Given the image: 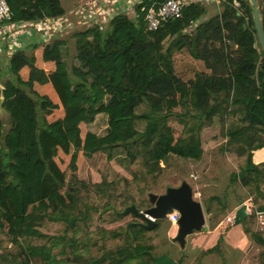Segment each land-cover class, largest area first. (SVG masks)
<instances>
[{
    "label": "trees",
    "instance_id": "obj_1",
    "mask_svg": "<svg viewBox=\"0 0 264 264\" xmlns=\"http://www.w3.org/2000/svg\"><path fill=\"white\" fill-rule=\"evenodd\" d=\"M165 1L139 0L132 17L112 14L105 32L94 23L76 33V64L70 68L64 39L43 47V61L53 64L48 72L34 65L32 50L42 40L30 42L25 31L12 50L10 40L0 43L1 106L9 120L6 128L0 115V264H157L164 219L145 229L137 218L121 223L127 215L118 213L130 204L139 210L151 206L147 196L164 170L161 161L168 163L171 155L199 160L201 133L216 118L226 139L220 151L236 168L231 183L239 182L253 207L264 211V162L254 163L251 154L264 147V52L251 4L219 0L221 12L188 32L207 12L202 2L193 1L180 17L146 30V9ZM256 1L264 30V0ZM6 2L16 24L65 13L60 0ZM166 38L171 42L164 51ZM182 48L210 72L178 77L170 55ZM25 66L27 79L20 73ZM46 83L63 109L62 117L48 122L45 116L59 104L34 88ZM142 106L145 110L138 112ZM97 114L107 117L105 133L82 137L80 125ZM171 121L181 126L179 133ZM138 122H144L142 128ZM71 147L72 170L78 151L87 157L106 153L107 173L100 182H86L75 173L66 178L56 157L69 154ZM113 159L128 176L114 171ZM91 186L95 196L88 194ZM209 207L207 223L213 228L224 212ZM105 214L114 227L94 224L93 215ZM242 228L258 247L257 264H264V228H256L251 214ZM187 262L180 254L177 263ZM190 264H199V256Z\"/></svg>",
    "mask_w": 264,
    "mask_h": 264
},
{
    "label": "rangeland",
    "instance_id": "obj_2",
    "mask_svg": "<svg viewBox=\"0 0 264 264\" xmlns=\"http://www.w3.org/2000/svg\"><path fill=\"white\" fill-rule=\"evenodd\" d=\"M63 5L70 9L72 12L73 10H81V4H83L87 0H61ZM113 9H110L108 13H104L100 16V29L102 32H105L109 28V19L110 12L112 10H116V12H126L125 14L129 17H132L135 12L134 4L138 3V0H114ZM66 2V4H65ZM218 4H220L218 2ZM210 6H214L212 4H207L206 7L209 8ZM73 7V8H72ZM67 9V10H68ZM104 16V17H103ZM76 16L72 17L75 21ZM86 26L83 23H77L72 28L66 29L60 36L54 37L49 39L46 43L49 44L54 40L64 39L67 54L64 57V60L70 68L73 64H76L75 55H76V33L81 32L85 29ZM2 37V35L0 34ZM41 36V35H40ZM26 38V37H25ZM5 42V41H4ZM171 42L170 38H167L163 41L164 51L167 49ZM0 43L3 44V41L0 39ZM39 44L36 48L32 50V54L35 56L34 65L40 66L44 61L42 59V50L44 46ZM170 59L175 69V73L181 79H186L188 74L185 73V64L188 63V56L187 52L184 48L176 49L171 52ZM29 72V67L25 66L20 70L23 79H27ZM47 72V71H46ZM1 84V83H0ZM2 85V84H1ZM40 86L38 89H35L40 94H45L49 97V99L55 103L59 104L57 95L51 85L47 84H36ZM145 110V107H140L138 112H142ZM62 108L59 104L56 108H54L50 115L45 116V120L51 121L54 119L59 118L62 114ZM38 114H41L38 111ZM3 118L4 125L6 128L9 127L8 123L9 120L3 114H0ZM144 122H138V128H142ZM174 129L175 133H179L181 130V126L176 123L175 121H171L170 123ZM107 127V117L103 114H97L94 120L90 123H82L80 125V131L82 137L85 135L86 132H93L95 134H103L105 133ZM222 125L219 118L214 119L213 124L202 131L201 133V145H202V157L197 160L196 162L192 161L191 159H182L177 156L171 155L170 161L168 163L160 162V165L164 167L163 172L157 179L156 186L149 192L161 193L165 190L168 185H179L181 180L186 179L190 184L196 185L201 184L203 182H207L208 184L205 187H202L201 191L197 194V199L203 201L205 207L207 204L211 206L210 208L220 210V208L226 207L227 211L232 207L230 204L234 197L239 196V198L248 196L247 191L243 189L239 182L231 183V172L235 171L236 168L230 161L227 153H221L220 146L225 144L226 139L221 135ZM73 147L70 149L69 154L60 153L56 157V161L59 163L60 167L65 170L66 178L69 179L73 173L76 176L86 182H100L102 177L107 173V166L108 160L106 158V153H96L91 157H87L83 154L80 150L77 153L76 159V170H72L69 166L71 153L73 152ZM206 153V156H205ZM258 156V153H255L253 159ZM205 158L206 162L203 160ZM206 164H205V163ZM113 166L114 171L118 173H123L126 176L127 173L125 172L122 165L118 163L116 159L110 161ZM198 176V179H197ZM204 184V183H203ZM196 187L197 190V186ZM200 189V188H199ZM83 192V191H82ZM88 194L90 196H95V189L91 186L88 190ZM244 195V196H243ZM252 202V200H251ZM230 204V205H229ZM205 209V208H204ZM94 224L99 226H105V228H112L116 224L108 222L109 217L108 214L103 215L102 217L99 215H93ZM135 217L132 215H127L125 219L121 222L133 221ZM160 229V228H159ZM158 229V234H159ZM250 261L248 264H257L258 263V247L256 244L253 243V247H251L250 251Z\"/></svg>",
    "mask_w": 264,
    "mask_h": 264
},
{
    "label": "crops",
    "instance_id": "obj_3",
    "mask_svg": "<svg viewBox=\"0 0 264 264\" xmlns=\"http://www.w3.org/2000/svg\"><path fill=\"white\" fill-rule=\"evenodd\" d=\"M64 1V0H63ZM139 2V0H138ZM205 6L207 4L214 3V6H210L207 8L206 14L200 18L199 21L196 23H192L188 28V32H193L196 28L197 24L199 22H203L210 17L214 16L215 14H218L221 12L222 7L220 4H218L219 0H204L201 1ZM60 3L62 7L65 9V13L62 16L55 17V18H48L45 22L53 21L52 23H55L54 21H58L59 19H67L68 23L66 24V28L63 30H43L45 33L43 35L39 33H33L31 36V30L26 31L25 33H29V41H40L38 44H42L41 46L46 45L47 41L49 39H52L54 37L60 36L63 32L66 31V29L72 28L74 25H76V22H78V18L76 16V20L74 21L72 17L75 14V10L72 12L70 9L63 5L62 1L60 0ZM73 8V7H72ZM68 9V10H67ZM34 23H39L35 21ZM41 35V36H40ZM167 39V38H166ZM186 50V49H185ZM4 50H2V46L0 45V53H2ZM187 56H188V63L185 64V73L188 74L186 79H191L195 76L198 72H210V69L206 68V65L204 61L198 60L193 58L188 50H186ZM53 64L51 62H43L40 66L45 71H49L52 69ZM49 83H46L47 85ZM50 85V84H49ZM40 86L36 85L34 86L35 89H38ZM39 91V90H37ZM62 108V107H61ZM61 112V111H60ZM61 116H63V109L61 112ZM59 117V118H60ZM255 153H258V156L253 159V156ZM252 161L254 163L264 162V147H260L257 149H254L252 151ZM206 156V153H205ZM203 160L206 162L205 158L203 157ZM204 162V163H205ZM206 164V163H205ZM198 179V176H197ZM204 183V184H203ZM201 184L192 185L193 192L195 198L197 197V194L199 191H201L202 187H205L208 183L205 181ZM170 186V185H169ZM173 186V185H172ZM197 186V190L196 187ZM200 188V189H199ZM244 196V195H243ZM242 198V202H240V199ZM239 198V196L234 197L231 201L232 207L227 211L226 207L217 209L216 211L209 205L210 211L213 212H224V215L218 220V222L215 224L213 228H210L207 223V213L204 208H206L202 203V207L205 213L206 217V224L199 232H194L192 234H189L186 237V241L184 244V247H180L179 244L176 242H173L171 240V237L175 234L176 231V224L170 222L167 220V218L164 219L160 229H159V242L158 247L156 248L157 252L160 253V256L157 260V264H178L177 259L180 254H184L188 258L187 264H190L194 259H196L199 256V264H248L250 261V251L251 247H253V242L247 239L244 235L242 224H233L228 223L225 220V217L227 215L233 214L234 210L240 206L241 204H252L250 196H244ZM229 204V205H230ZM255 264V262H254Z\"/></svg>",
    "mask_w": 264,
    "mask_h": 264
},
{
    "label": "water",
    "instance_id": "obj_4",
    "mask_svg": "<svg viewBox=\"0 0 264 264\" xmlns=\"http://www.w3.org/2000/svg\"><path fill=\"white\" fill-rule=\"evenodd\" d=\"M252 8V20L256 30L258 42L264 52V30L260 10L256 0H248ZM3 86L0 84V114L3 113ZM150 207L139 210L134 204L125 207L118 214L124 216L132 214L140 221L137 224L145 229L156 225V220L165 219L167 214L176 211L178 218L175 222L176 231L171 237L173 242L184 247L186 237L194 232H199L206 224V217L199 199L195 198L192 185L186 180H181L179 185L168 186L161 193L149 192ZM246 204H241L233 212V224H242L248 212Z\"/></svg>",
    "mask_w": 264,
    "mask_h": 264
},
{
    "label": "built area",
    "instance_id": "obj_5",
    "mask_svg": "<svg viewBox=\"0 0 264 264\" xmlns=\"http://www.w3.org/2000/svg\"><path fill=\"white\" fill-rule=\"evenodd\" d=\"M193 1H204V0H166L162 3H153L145 11L144 14V23L146 30H155L162 23L169 19H175L181 16L182 9L189 2ZM114 0H87L81 7V10H75V16L78 18V22H81L85 25H91L97 23L99 26L100 16L104 13H108L110 9H113ZM116 10H112L110 12V16L114 14ZM104 17V16H103ZM11 12L6 0H0V36L1 41L8 42L9 40V49L12 50L19 45L20 40L18 36H21L23 32L31 30V36L33 33H39L43 35L45 31L43 30H63L66 28V24L68 23L67 19H59L58 21H54L55 23L50 22H29V23H12L10 22ZM48 19L44 20L47 21ZM11 52V51H10ZM246 210L248 215H253L255 218V224L257 229L264 228V211L257 210L253 207L252 204H246ZM167 220L172 223H175L178 218V213L173 211L166 216ZM225 220L228 223L233 222V214L227 215Z\"/></svg>",
    "mask_w": 264,
    "mask_h": 264
}]
</instances>
